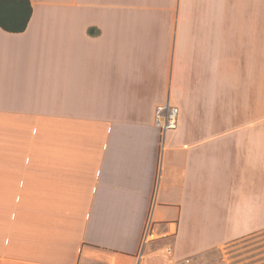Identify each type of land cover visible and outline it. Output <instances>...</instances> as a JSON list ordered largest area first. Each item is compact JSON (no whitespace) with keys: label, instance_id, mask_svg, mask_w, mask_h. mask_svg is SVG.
Here are the masks:
<instances>
[{"label":"crops","instance_id":"crops-1","mask_svg":"<svg viewBox=\"0 0 264 264\" xmlns=\"http://www.w3.org/2000/svg\"><path fill=\"white\" fill-rule=\"evenodd\" d=\"M30 1L0 27V264H139L149 218L142 264L260 232L264 0Z\"/></svg>","mask_w":264,"mask_h":264},{"label":"rangeland","instance_id":"rangeland-1","mask_svg":"<svg viewBox=\"0 0 264 264\" xmlns=\"http://www.w3.org/2000/svg\"><path fill=\"white\" fill-rule=\"evenodd\" d=\"M161 135L163 136V134ZM211 228L213 227L203 224L202 226H198L197 229H193L183 241L182 251L195 249L201 235H211ZM171 240H159L157 246L158 248H163L160 252L163 255L149 257L147 264H164L168 262L170 258L166 256L165 248L172 243ZM201 256H203L201 264H264V225H261L260 232L252 236L205 251Z\"/></svg>","mask_w":264,"mask_h":264},{"label":"built area","instance_id":"built-area-1","mask_svg":"<svg viewBox=\"0 0 264 264\" xmlns=\"http://www.w3.org/2000/svg\"><path fill=\"white\" fill-rule=\"evenodd\" d=\"M179 117L180 109L176 105L167 102L156 107L155 124L161 129L163 135H166L168 131L177 129L179 125ZM156 238L157 233L154 231L153 222L149 219L145 227L141 248L138 254L139 264H142L145 259L147 246ZM166 253L170 256V259L164 264H201L203 258L201 254L176 257L174 248L171 245L166 247Z\"/></svg>","mask_w":264,"mask_h":264},{"label":"trees","instance_id":"trees-1","mask_svg":"<svg viewBox=\"0 0 264 264\" xmlns=\"http://www.w3.org/2000/svg\"><path fill=\"white\" fill-rule=\"evenodd\" d=\"M32 14L30 0H0V27L6 31H25Z\"/></svg>","mask_w":264,"mask_h":264}]
</instances>
